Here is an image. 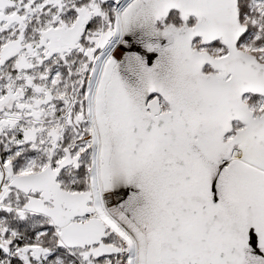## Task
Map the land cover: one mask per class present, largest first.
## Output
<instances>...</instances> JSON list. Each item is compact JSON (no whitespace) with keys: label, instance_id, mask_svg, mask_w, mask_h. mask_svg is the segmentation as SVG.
Instances as JSON below:
<instances>
[{"label":"snow or ice","instance_id":"1","mask_svg":"<svg viewBox=\"0 0 264 264\" xmlns=\"http://www.w3.org/2000/svg\"><path fill=\"white\" fill-rule=\"evenodd\" d=\"M0 264H264V0H0Z\"/></svg>","mask_w":264,"mask_h":264}]
</instances>
